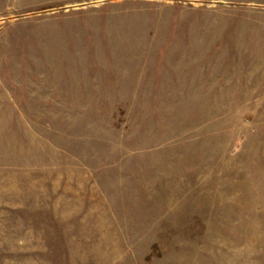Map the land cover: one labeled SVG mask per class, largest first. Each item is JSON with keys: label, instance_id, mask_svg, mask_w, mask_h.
<instances>
[{"label": "rangeland", "instance_id": "374dc122", "mask_svg": "<svg viewBox=\"0 0 264 264\" xmlns=\"http://www.w3.org/2000/svg\"><path fill=\"white\" fill-rule=\"evenodd\" d=\"M0 264H264V0H0Z\"/></svg>", "mask_w": 264, "mask_h": 264}]
</instances>
